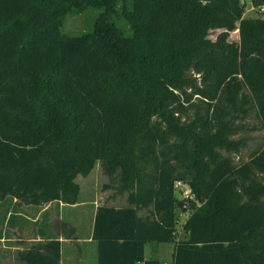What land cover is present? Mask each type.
I'll return each instance as SVG.
<instances>
[{
  "label": "trees",
  "instance_id": "1",
  "mask_svg": "<svg viewBox=\"0 0 264 264\" xmlns=\"http://www.w3.org/2000/svg\"><path fill=\"white\" fill-rule=\"evenodd\" d=\"M123 2L128 35L62 36L67 4ZM244 15L242 0H0V203L75 206L99 163L126 206L96 209L97 264H159L147 245H173L171 264H264V144L230 157L249 122L264 132V16Z\"/></svg>",
  "mask_w": 264,
  "mask_h": 264
},
{
  "label": "crops",
  "instance_id": "2",
  "mask_svg": "<svg viewBox=\"0 0 264 264\" xmlns=\"http://www.w3.org/2000/svg\"><path fill=\"white\" fill-rule=\"evenodd\" d=\"M99 206L91 203L86 206L80 201L75 206L52 203L41 207L18 206L15 201L0 203V264H19L14 261L18 252L52 240L61 245L60 264H97V246L92 236ZM70 211L75 215L66 220L65 213ZM150 246V257L145 253L146 260L158 257L162 249Z\"/></svg>",
  "mask_w": 264,
  "mask_h": 264
},
{
  "label": "rangeland",
  "instance_id": "3",
  "mask_svg": "<svg viewBox=\"0 0 264 264\" xmlns=\"http://www.w3.org/2000/svg\"><path fill=\"white\" fill-rule=\"evenodd\" d=\"M251 0H242L245 6V17L246 18H258L261 13L255 10L251 6ZM128 5L126 3H120L115 8L117 11L103 13L102 10L91 4L85 5H66L63 13L59 18L60 32L63 37H75L81 34L91 32L94 29L98 32L113 34V30H120V33L128 35L130 33L128 25L124 21L123 12ZM223 30H211L208 38L214 41L216 37L221 34ZM230 42H238L237 32L229 34ZM257 124L253 121L249 122L248 128L250 130L244 132L239 138L245 143V147L238 154H230L234 164L246 162L254 151L260 149L264 144V132L261 130L254 131ZM108 179L104 176L100 164H96L94 170L86 178L78 177L76 184L80 187L79 201L85 203L86 206L91 203L95 205H115V207L126 206V196L123 198H112L114 192L112 190H105V186L108 184ZM178 198L184 197L183 191L176 192ZM90 208V206H88ZM87 209V207H86ZM67 219H72L75 212H66ZM177 240H183L185 235L183 234L180 227H178ZM162 248L158 251V257L154 258L159 264H171L172 263V252L171 247L173 245H155ZM150 245L146 247V256L150 257ZM153 247V246H152ZM16 261V259L14 260Z\"/></svg>",
  "mask_w": 264,
  "mask_h": 264
},
{
  "label": "built area",
  "instance_id": "4",
  "mask_svg": "<svg viewBox=\"0 0 264 264\" xmlns=\"http://www.w3.org/2000/svg\"><path fill=\"white\" fill-rule=\"evenodd\" d=\"M258 11L261 13L262 16H264V7H261L258 9ZM261 17V16H260ZM175 189L177 190V192L179 191H183L185 194H184V197L183 198H189L190 196V191L188 190V188L181 184V183H177L175 185ZM181 218L184 220L185 218H187V214L185 215H182Z\"/></svg>",
  "mask_w": 264,
  "mask_h": 264
},
{
  "label": "water",
  "instance_id": "5",
  "mask_svg": "<svg viewBox=\"0 0 264 264\" xmlns=\"http://www.w3.org/2000/svg\"><path fill=\"white\" fill-rule=\"evenodd\" d=\"M175 248H173V252H174Z\"/></svg>",
  "mask_w": 264,
  "mask_h": 264
}]
</instances>
